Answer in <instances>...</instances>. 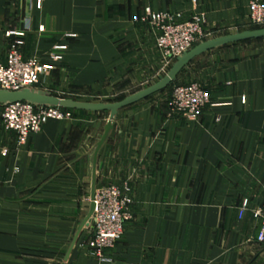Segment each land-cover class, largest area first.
I'll use <instances>...</instances> for the list:
<instances>
[{"label": "crops", "instance_id": "1", "mask_svg": "<svg viewBox=\"0 0 264 264\" xmlns=\"http://www.w3.org/2000/svg\"><path fill=\"white\" fill-rule=\"evenodd\" d=\"M35 1L0 0V60L17 41L24 58L60 54L39 89L107 103L163 73L155 32L135 20L143 7L181 19L204 12L203 41L246 27L249 0H197L195 10L190 0H40L39 8ZM225 46L192 59L172 82H199L223 105L189 120L170 110V91L114 116L96 188L127 183L134 203L121 239L102 257L85 244L90 220L64 262L89 209L92 157L108 112L49 118L21 146L0 119V264H264L261 218L237 217L243 198L252 206L264 199V47Z\"/></svg>", "mask_w": 264, "mask_h": 264}, {"label": "built area", "instance_id": "2", "mask_svg": "<svg viewBox=\"0 0 264 264\" xmlns=\"http://www.w3.org/2000/svg\"><path fill=\"white\" fill-rule=\"evenodd\" d=\"M35 5L39 8L40 0H36ZM196 5L197 0H190L193 10ZM247 8V25L264 27V3L249 0ZM135 20L148 25L155 32L156 48L164 63V73L176 57L206 36L202 28L205 13L200 11L193 12L188 19H181L180 12L156 11L145 6ZM29 28L30 19L26 18L24 31ZM24 31L15 34L23 35ZM54 48L63 50L66 46L56 45ZM60 59L62 56L54 52L46 60L39 57L24 58L20 50L11 45L4 59L0 60V89L42 88L54 69V61ZM223 104L211 102L208 91L199 82L174 84L169 101L172 112L181 113L189 120L197 119L206 105ZM71 117L72 111L61 106L37 105L25 101L0 105L2 126L16 134L17 146L26 143L30 135L38 133L47 119L64 120ZM6 153L7 149L3 148L1 154ZM93 201L92 234L85 244L94 256L102 257L105 250L112 248L121 239L125 223L132 218V188L127 183L101 185L95 189ZM247 211L261 218L256 240L264 242V199L252 206L248 198H243L237 209V217L242 218Z\"/></svg>", "mask_w": 264, "mask_h": 264}, {"label": "water", "instance_id": "3", "mask_svg": "<svg viewBox=\"0 0 264 264\" xmlns=\"http://www.w3.org/2000/svg\"><path fill=\"white\" fill-rule=\"evenodd\" d=\"M258 38H264V27L236 31L234 33L219 35L216 37H212L197 42L190 49L183 52L180 56L176 57V59L172 62L170 67L167 69V71L163 75H160L158 77L157 81L114 102L103 103V102L78 101L71 98L58 97L52 94L51 92H48L43 89H35L29 87L21 88L19 90L0 89V105L25 101L31 104L61 106L63 108L73 109V110L108 112V120L105 123L101 137L99 138V140L95 145L93 157H92L91 183H90V192H89V209L83 221L77 227V230L70 243L67 253L65 254L64 262L67 260L69 253L75 244V241L78 237L81 228L91 220L94 210L93 198L96 189L97 156L99 149L106 140L109 131L112 129L113 126L112 120L114 116L117 114L118 110L123 107L134 104L140 100H143L148 96L167 88L173 81H175L179 73L189 64V62L198 55L222 45L237 43L245 40L258 39Z\"/></svg>", "mask_w": 264, "mask_h": 264}, {"label": "rangeland", "instance_id": "4", "mask_svg": "<svg viewBox=\"0 0 264 264\" xmlns=\"http://www.w3.org/2000/svg\"><path fill=\"white\" fill-rule=\"evenodd\" d=\"M260 28V27H259ZM245 29H251V26H248V25H246V27H242V28H235V29H231V30H227V31H222V32H219V33H217V34H215V35H221V34H228V33H234V32H236V31H241V30H245ZM9 32V31H8ZM10 32H12V33H10L9 35H17V34H15V32H18V31H15V32H13V31H10ZM7 33V32H6ZM6 33H5V35H6ZM24 34V33H23ZM21 42L20 41H17L16 43H15V46L19 49V47L17 46L18 44H20ZM252 46V45H258V46H262V47H264V38L263 39H256V40H248V41H243V42H238V43H234V44H227V46H225V47H248V46ZM164 74V72L163 73H161V75H163ZM158 79H154L153 80V82H155V81H157ZM189 83V82H188ZM172 87H173V84L171 85H169L167 88H165L164 90H162V91H160V92H157V93H160V94H163V93H166V94H170V91L172 90ZM141 89V88H140ZM135 90H139V88L138 87H130L129 89H128V91L127 92H125V91H123V92H121L120 93V91L117 93V95H115V98H119V97H123L124 96V94H126V93H128V92H133V91H135ZM55 95H58V96H60V97H64V98H71L70 97V95H66V94H64V93H54ZM157 95V94H156ZM76 111V110H75Z\"/></svg>", "mask_w": 264, "mask_h": 264}, {"label": "trees", "instance_id": "5", "mask_svg": "<svg viewBox=\"0 0 264 264\" xmlns=\"http://www.w3.org/2000/svg\"><path fill=\"white\" fill-rule=\"evenodd\" d=\"M256 28H259V27H257V26H251V29H256ZM258 39H263V38H258ZM251 40H256V39H251ZM245 41H248V40H245ZM240 42H243V41H240ZM238 43V42H237ZM232 44H234V43H232ZM173 83H171V85H172ZM164 90V89H163ZM162 91V90H161ZM160 92V91H159ZM154 94H156V93H154ZM154 94H152V95H154ZM152 95H150V96H148L147 98H149V97H151ZM123 97H119L117 100H120V99H122ZM147 98H145V99H147ZM69 110H71L72 111V113L73 112H75V110H73V109H69ZM76 111H82V110H76Z\"/></svg>", "mask_w": 264, "mask_h": 264}]
</instances>
